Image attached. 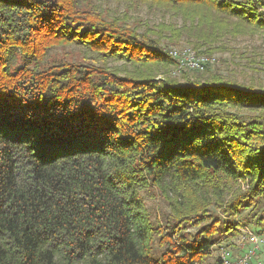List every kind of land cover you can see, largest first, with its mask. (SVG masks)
<instances>
[{"label": "trees", "instance_id": "trees-1", "mask_svg": "<svg viewBox=\"0 0 264 264\" xmlns=\"http://www.w3.org/2000/svg\"><path fill=\"white\" fill-rule=\"evenodd\" d=\"M106 1L168 11L203 55L264 34V0ZM145 31L93 0H0V264H206L239 232L219 215L264 203V88L179 82Z\"/></svg>", "mask_w": 264, "mask_h": 264}, {"label": "rangeland", "instance_id": "rangeland-1", "mask_svg": "<svg viewBox=\"0 0 264 264\" xmlns=\"http://www.w3.org/2000/svg\"><path fill=\"white\" fill-rule=\"evenodd\" d=\"M94 4L101 7L105 12L113 15L116 18H126L130 27L138 29L139 33L147 32V29L160 28L163 31V38L159 43L160 49L168 50L171 48L193 49L189 38L180 36L179 38L170 37L167 27L171 25L176 29L181 27V20L172 17L171 13L165 10H152L146 6L131 7L124 2H114L106 0H93ZM125 15V17H124ZM151 34V33H148ZM156 39L154 34H151ZM191 39V38H190ZM211 56L216 58V63L208 67V71L204 74H197L202 79L210 75L217 74L223 79L234 81L239 84L251 85L256 88H264V34L244 35L236 38L226 37L212 46ZM203 51V49H201ZM70 57L82 58L78 52L72 49H56L50 54L47 64L50 62L59 63L61 60L70 59ZM82 60V59H81ZM111 67L122 69L121 63L110 64ZM183 71V70H181ZM176 68L172 69L169 76H173L179 82H183L182 74ZM192 71V70H191ZM193 73H186V78H192ZM243 120L254 119L255 114L247 110L235 111ZM244 185L239 182L235 189ZM151 196L146 197L145 204L150 211H154L156 215L167 212V208L162 203L161 199L152 192ZM223 221L236 224L238 233L232 232L224 237H221L215 244L214 251L208 257L206 264H218L220 247H224L232 251L235 255L240 253L239 247L243 243V231H250L258 235L264 242V226L260 220L264 217V203L255 211L250 212V209H245L234 218H225L219 215ZM259 224V225H257ZM194 232V230H188ZM228 237V238H227ZM230 237V238H229ZM252 264H264V243L257 251L256 257Z\"/></svg>", "mask_w": 264, "mask_h": 264}, {"label": "built area", "instance_id": "built-area-1", "mask_svg": "<svg viewBox=\"0 0 264 264\" xmlns=\"http://www.w3.org/2000/svg\"><path fill=\"white\" fill-rule=\"evenodd\" d=\"M166 52L177 63V71L192 70L203 72L207 67L216 63V58L210 55L199 54L190 48L166 49ZM243 243L239 247L240 253L235 255L232 251L220 247L219 264H252L256 257L257 251L263 245V239L248 230L243 231Z\"/></svg>", "mask_w": 264, "mask_h": 264}]
</instances>
